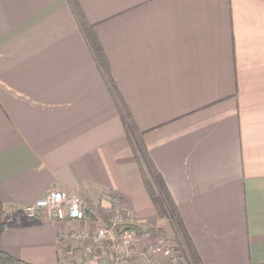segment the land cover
Instances as JSON below:
<instances>
[{
    "label": "crops",
    "instance_id": "0c3cea01",
    "mask_svg": "<svg viewBox=\"0 0 264 264\" xmlns=\"http://www.w3.org/2000/svg\"><path fill=\"white\" fill-rule=\"evenodd\" d=\"M75 1L120 97L69 0H0V249L79 264L62 236L100 228L113 196L143 230L173 222L122 99L202 263L264 264V0ZM51 190L82 197L86 218L27 217Z\"/></svg>",
    "mask_w": 264,
    "mask_h": 264
},
{
    "label": "built area",
    "instance_id": "2783aa9c",
    "mask_svg": "<svg viewBox=\"0 0 264 264\" xmlns=\"http://www.w3.org/2000/svg\"><path fill=\"white\" fill-rule=\"evenodd\" d=\"M110 216L102 218V226L93 232L70 231L62 236V240L76 245L80 249L79 264H134V245L137 241L136 232L130 228H120L116 234L118 224L124 222L122 206L117 197H112ZM87 204L78 194L62 190H51L25 205L22 210L29 218L35 216L38 210H47L49 217L58 219L83 220L86 218ZM126 223H132L126 221ZM153 230H143L145 236L151 235ZM101 250L100 253L97 251ZM162 253L169 264H183L182 256L175 247L162 236L156 237V242L147 244L140 259L145 264H159L158 254Z\"/></svg>",
    "mask_w": 264,
    "mask_h": 264
},
{
    "label": "trees",
    "instance_id": "16d2710c",
    "mask_svg": "<svg viewBox=\"0 0 264 264\" xmlns=\"http://www.w3.org/2000/svg\"><path fill=\"white\" fill-rule=\"evenodd\" d=\"M71 2L72 8H73V12L75 14V17L81 27V30L83 32L84 38L89 46V49L96 61V63L99 65L101 72L107 82V84L109 85V87L111 88V90L117 95L118 91L116 88V85L114 83V80L111 76L110 73V68H109V63L107 60V57L105 55V52L103 50V46L97 36V33L95 31L94 28V24L89 23L85 17L82 15L77 3L75 0H69ZM120 97V96H119ZM122 107L124 108V111L126 113V116L131 124V126L133 127V129L136 132L137 135V139L139 141V146L141 148V151L143 153V157L144 160L147 164V167L149 169L150 172V176L147 174L143 164L141 163L140 157L139 155L134 151V156H135V160L138 164L139 167V171H140V175H141V179L143 182V185L152 201V203L155 206V209L157 211V214L159 216H164L167 212H166V208L165 206L167 205V207L169 208L168 210L170 211V215L171 218L173 220V222L175 223L176 229L179 231L180 235H181V239L184 241V243L186 244L187 248L189 249V253L190 256L193 260V264H203L194 245L193 242L190 238V236L188 235L185 226L183 224L181 215L173 201V199L171 198V195L163 181L162 175L160 174V172L157 170V168L154 166V164L152 163L150 157L147 154V151L144 147V145L142 144V142L139 140V132L137 130V128L134 125L133 122V118L130 114V112L127 110L126 106L124 105L122 99L120 100ZM159 193L161 194V198L159 196ZM115 197V196H113ZM163 200V201H162ZM164 202H165V206H164ZM7 207L4 202L0 199V236L3 233L4 229L6 228V226L8 225L7 222ZM120 228H130L133 229L135 232H139L141 228H139L138 226H136L135 224H130V223H120L118 224V226L115 229V233L118 234L120 233ZM152 228H156L151 226ZM0 264H37V263H32L26 260H23L21 258H17L13 255H11L10 253L0 249Z\"/></svg>",
    "mask_w": 264,
    "mask_h": 264
},
{
    "label": "rangeland",
    "instance_id": "374dc122",
    "mask_svg": "<svg viewBox=\"0 0 264 264\" xmlns=\"http://www.w3.org/2000/svg\"><path fill=\"white\" fill-rule=\"evenodd\" d=\"M136 149H137L138 153L142 152L139 144L137 145ZM142 155H143V153H142ZM159 196H160V198L162 197L160 193H159ZM165 205L166 204L164 202V206ZM112 206L113 205H112V202H111V208L114 207V206L113 207ZM111 208L106 213V215H103V217L107 218L108 216H110ZM121 208H122V215H123V218H124L123 219L124 222H125V219H126V221H131L132 224H135L134 223V219L129 214L126 213V211H125V209H123V207H121ZM165 208L167 209L166 210L167 214L170 215L171 213L168 210L169 208L167 207V205L165 206ZM150 229L153 230L152 234L148 235V236H145V237L142 234L143 229H140L139 232H136L137 241H136L135 245L138 248L137 251H139V256H137L139 258L136 259L135 264H145L140 259V253L145 251V249L147 247V244H149L151 242L152 243L156 242V237L157 236H162L164 239H167L175 247V249L178 251V253H180V255L182 256L183 264H193V260H192V258L190 256L189 249L187 248V246L184 243V241L181 239V235H180L179 231L176 229V226H175L174 222L166 220L165 224H164V227H159V228H152L151 227ZM156 254H158V252ZM158 255H160V254H158ZM161 256H163V255H161ZM158 258H160V257L158 256ZM158 263L159 264H169L168 260L165 257H164V260H161V261L159 260Z\"/></svg>",
    "mask_w": 264,
    "mask_h": 264
}]
</instances>
